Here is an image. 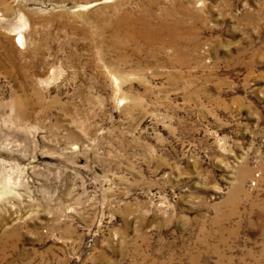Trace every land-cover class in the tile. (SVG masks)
<instances>
[{
  "label": "rangeland",
  "instance_id": "rangeland-1",
  "mask_svg": "<svg viewBox=\"0 0 264 264\" xmlns=\"http://www.w3.org/2000/svg\"><path fill=\"white\" fill-rule=\"evenodd\" d=\"M0 264H264V0H0Z\"/></svg>",
  "mask_w": 264,
  "mask_h": 264
},
{
  "label": "bare ground",
  "instance_id": "bare-ground-1",
  "mask_svg": "<svg viewBox=\"0 0 264 264\" xmlns=\"http://www.w3.org/2000/svg\"><path fill=\"white\" fill-rule=\"evenodd\" d=\"M20 41H21L22 43H24L23 37H20ZM21 45H22V44H21Z\"/></svg>",
  "mask_w": 264,
  "mask_h": 264
}]
</instances>
